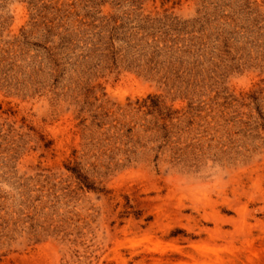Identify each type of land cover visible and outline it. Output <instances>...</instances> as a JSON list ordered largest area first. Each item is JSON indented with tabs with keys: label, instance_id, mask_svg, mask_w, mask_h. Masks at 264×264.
<instances>
[{
	"label": "rangeland",
	"instance_id": "obj_1",
	"mask_svg": "<svg viewBox=\"0 0 264 264\" xmlns=\"http://www.w3.org/2000/svg\"><path fill=\"white\" fill-rule=\"evenodd\" d=\"M0 264H264V0H0Z\"/></svg>",
	"mask_w": 264,
	"mask_h": 264
}]
</instances>
